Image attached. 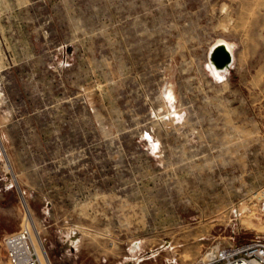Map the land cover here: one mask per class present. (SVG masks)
<instances>
[{"label": "rangeland", "instance_id": "1", "mask_svg": "<svg viewBox=\"0 0 264 264\" xmlns=\"http://www.w3.org/2000/svg\"><path fill=\"white\" fill-rule=\"evenodd\" d=\"M263 208L264 0H0V264H204Z\"/></svg>", "mask_w": 264, "mask_h": 264}, {"label": "built area", "instance_id": "2", "mask_svg": "<svg viewBox=\"0 0 264 264\" xmlns=\"http://www.w3.org/2000/svg\"><path fill=\"white\" fill-rule=\"evenodd\" d=\"M264 211V208H263ZM33 229L22 227L5 239V248L11 264H43L33 240ZM205 264H264V237H255L210 254Z\"/></svg>", "mask_w": 264, "mask_h": 264}, {"label": "bare ground", "instance_id": "3", "mask_svg": "<svg viewBox=\"0 0 264 264\" xmlns=\"http://www.w3.org/2000/svg\"><path fill=\"white\" fill-rule=\"evenodd\" d=\"M219 46H221L222 47V49L225 51V52H229V53H232L233 52V49H234V47H233V45L230 43V42H219ZM218 46V47H219ZM214 55H217L218 54V50H217V48L214 50ZM216 70V69H215ZM216 71H218V70H216ZM219 72V71H218ZM171 93V96L173 95L172 94V92H170ZM37 234V233H36ZM36 238V237H35ZM37 240V242L36 241H34V244H35V246H36V249H37V251H38V253H39V255H40V257H41V259H42V263L43 264H50V262L48 261V259H47V257L45 256V254H44V248H43V245L41 244V242H40V239H36ZM210 255V254H209ZM209 257V256H208ZM209 260V259H208ZM207 262V260L205 261V263ZM204 263V264H205Z\"/></svg>", "mask_w": 264, "mask_h": 264}, {"label": "water", "instance_id": "4", "mask_svg": "<svg viewBox=\"0 0 264 264\" xmlns=\"http://www.w3.org/2000/svg\"><path fill=\"white\" fill-rule=\"evenodd\" d=\"M217 50H218V54H219V57L220 59H217L214 55L213 59L214 61L217 60V63L219 64L220 67H224L225 65H227L229 62H230V53L229 52H225L221 46L219 47H216Z\"/></svg>", "mask_w": 264, "mask_h": 264}]
</instances>
